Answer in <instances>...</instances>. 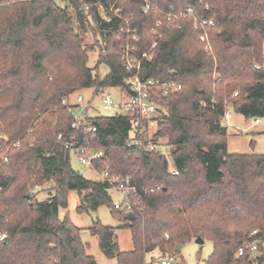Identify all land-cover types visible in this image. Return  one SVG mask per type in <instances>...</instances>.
I'll list each match as a JSON object with an SVG mask.
<instances>
[{
	"label": "trees",
	"instance_id": "obj_1",
	"mask_svg": "<svg viewBox=\"0 0 264 264\" xmlns=\"http://www.w3.org/2000/svg\"><path fill=\"white\" fill-rule=\"evenodd\" d=\"M97 1L0 0V264H97L81 228L59 216L73 191L81 198L79 213L107 206L131 231L134 248L121 252L113 228L99 221L90 228L102 253L117 264H145L152 252L173 256L180 253L177 246L197 239L214 246L205 264H264V255H238L254 230L264 231V154L229 153L225 121L230 105L264 125V70L254 67L264 64V0H203L198 14L215 21L211 52L191 19L171 25L162 13H144L142 0H119L123 19L101 23ZM100 1L107 8L115 0ZM158 4L166 11L197 3ZM127 26L138 35V56L157 39L154 28L163 36L141 75L182 86L168 94L153 91L166 112L155 137L167 140L168 154L130 148L129 116H89L91 132L72 127L67 99L75 92H130L134 72L121 58L127 42L121 28ZM95 48L99 56L91 68ZM102 64L109 70L104 77ZM72 137L76 141L66 148ZM81 145L105 153L97 162L101 169L132 177L139 191L133 221L114 208L108 183L72 168ZM50 182L53 192L37 200L36 189Z\"/></svg>",
	"mask_w": 264,
	"mask_h": 264
},
{
	"label": "built area",
	"instance_id": "obj_2",
	"mask_svg": "<svg viewBox=\"0 0 264 264\" xmlns=\"http://www.w3.org/2000/svg\"><path fill=\"white\" fill-rule=\"evenodd\" d=\"M42 1V0H36ZM142 9L144 13H162L167 22L171 25H177L183 19H191L195 30L201 32L200 41L205 44V50L211 52V43L209 37V31L215 26V21L205 15L198 14V7L204 4L203 0H196V5L187 6L182 9H176L174 7L169 10L162 11L158 0H142ZM119 0H115L109 4L107 8L101 1H97L94 7L100 17V22L109 23L112 17L123 19L122 8L118 5ZM90 5L86 7L90 9ZM208 4H205V10H208ZM161 22L157 23L160 26ZM127 35V42L123 47L121 58L124 63V67L127 71L134 72V75L127 81L130 87V92L122 91L118 89L119 99L115 100L110 93V90L101 93V106L104 111H109L112 115H125L131 118L132 122V136L128 142L130 148H136L139 151H163L166 152V143L163 140H157L155 135L157 133V125L160 120L166 117L165 110L154 100L153 91L155 89H161L165 94L170 93L173 90H180L181 84L177 82H163L158 79L145 78L141 75V69L144 61H151L154 57L155 51L162 39L158 27L154 28L153 34L157 39L152 42L148 51L143 52L141 55H136V42L138 41V35L135 30H132L129 26L122 27ZM254 67L257 70H264V64H256ZM78 103L76 105L69 106L70 112L74 115L73 128L79 129L83 127L84 132L95 131L94 127L89 126L87 123L89 115L88 110L91 105L84 104L83 97L78 96ZM231 117V113L226 109L225 121H228ZM255 125L262 124L261 119L254 120ZM64 135L60 134L59 139H63ZM74 137L69 140L66 139V148H70L71 144L75 142ZM18 144V143H17ZM168 154V152H166ZM75 155L78 161L84 167H87L94 171L101 180L108 183L112 194H117L120 200L114 202V208L121 213L129 214L133 213L135 202L134 197L138 195V188L134 184L133 179L129 175L112 174L108 169H101L97 162L106 158L105 153L102 150H93L86 145H81L75 149ZM168 156V155H167ZM4 161L9 163L7 155H4ZM178 174V172H173ZM253 239L243 244L239 250L238 255L243 256L247 252L252 257L264 255V231L259 229L254 230L251 235ZM5 236L2 237L4 239ZM176 259L173 256H169L161 260L160 264H174Z\"/></svg>",
	"mask_w": 264,
	"mask_h": 264
},
{
	"label": "rangeland",
	"instance_id": "obj_3",
	"mask_svg": "<svg viewBox=\"0 0 264 264\" xmlns=\"http://www.w3.org/2000/svg\"><path fill=\"white\" fill-rule=\"evenodd\" d=\"M87 45H93L92 35H88L86 38ZM264 47V43H263ZM89 66L95 67L99 52L95 48L93 52H90ZM108 68L102 64L99 67V75L104 77L108 74ZM115 100L119 99L117 90H110ZM95 89H84L72 94L67 103L70 105H76L78 103V96L83 97L84 104L91 105L88 110L89 116H111L112 113L104 111L101 106V94L94 96ZM227 110L230 111L231 117L226 124L229 130L228 137V152L231 154H264V136L262 132L264 125H255L254 120H247L241 115L233 112L232 107L229 105ZM167 140L164 139L163 143ZM7 149V148H6ZM72 168L80 172L86 178H99V176L91 169L84 167L80 164L76 155H73L71 161ZM53 183H47L42 188L36 189V199L45 200L53 192ZM120 197L117 194H112V201L117 202ZM81 203V198L76 192H70L68 195V207L61 208L59 210V216L64 218L69 216L71 222L77 227L81 228V240L87 245V253L94 257L97 264H117L116 260L108 259L100 250L98 237L90 233V228L96 221H99L102 225L111 227L114 229L115 239L117 240L118 247L121 252H128L133 250L134 245L132 241V233L129 229L123 227V221L120 217H116L111 213L107 206L100 207L96 212L79 213L77 211L78 206ZM214 250L213 243L210 241H204L203 244H198L196 240L184 245L179 254L173 255L176 259L174 264H205ZM160 257L157 252H152L146 255L145 264H160L161 260L168 258Z\"/></svg>",
	"mask_w": 264,
	"mask_h": 264
},
{
	"label": "water",
	"instance_id": "obj_4",
	"mask_svg": "<svg viewBox=\"0 0 264 264\" xmlns=\"http://www.w3.org/2000/svg\"><path fill=\"white\" fill-rule=\"evenodd\" d=\"M27 197L30 198L31 197V194H27ZM134 219H135V215L133 213L127 214L126 220L133 221ZM196 242L198 244H203L204 243V241L202 239H197ZM181 249H182V246H177L176 247V250H181Z\"/></svg>",
	"mask_w": 264,
	"mask_h": 264
},
{
	"label": "crops",
	"instance_id": "obj_5",
	"mask_svg": "<svg viewBox=\"0 0 264 264\" xmlns=\"http://www.w3.org/2000/svg\"><path fill=\"white\" fill-rule=\"evenodd\" d=\"M263 132H264V130H263ZM263 132H262V133H263Z\"/></svg>",
	"mask_w": 264,
	"mask_h": 264
}]
</instances>
